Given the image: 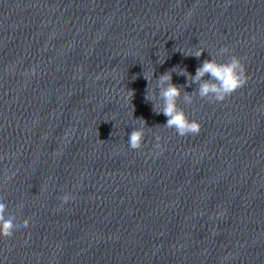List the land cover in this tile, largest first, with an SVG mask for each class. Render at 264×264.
Wrapping results in <instances>:
<instances>
[{"label":"water","instance_id":"obj_1","mask_svg":"<svg viewBox=\"0 0 264 264\" xmlns=\"http://www.w3.org/2000/svg\"><path fill=\"white\" fill-rule=\"evenodd\" d=\"M225 46L248 83L201 99ZM168 72L199 135L154 110ZM0 198L31 221L0 264H264V0H0Z\"/></svg>","mask_w":264,"mask_h":264},{"label":"clouds","instance_id":"obj_2","mask_svg":"<svg viewBox=\"0 0 264 264\" xmlns=\"http://www.w3.org/2000/svg\"><path fill=\"white\" fill-rule=\"evenodd\" d=\"M204 52L205 50L200 48L184 55H194L199 59ZM231 53V50L227 46L221 48L220 54L228 55V60L226 62H219L214 58L211 60H204L201 66L196 70L194 77H191V74L186 73L185 70L182 71V75L190 76L191 83L199 85L197 94L201 99L208 98V100L212 102H223L236 91L247 85L249 76L243 59ZM33 75H35V73H33ZM205 76L210 77V79L204 80ZM146 79L149 80L148 78ZM202 80L203 83H201ZM158 86L159 97L163 101V107L155 103L153 107L154 110L157 111V114H163L167 117V123L164 127L174 129L181 137L199 135L202 125L195 120H190L186 112L180 107L179 99L182 95V90L180 86L172 83V73L168 72L161 75L158 80ZM145 99L151 101L152 92H148ZM184 99L189 103L191 102L190 95H184ZM143 122V125L134 128L129 134L128 145L133 150H141L144 146V129L147 127V124L146 121ZM156 140L160 141V138L157 137ZM155 149L159 153L165 151L161 142L155 144ZM153 155H156V153L154 152ZM59 199L62 201V207L64 204L71 202L74 197L69 192L59 197ZM3 200V198H0V237L10 239L21 227L25 229L29 228L31 221L30 219L21 221L18 215L8 214L7 205Z\"/></svg>","mask_w":264,"mask_h":264}]
</instances>
